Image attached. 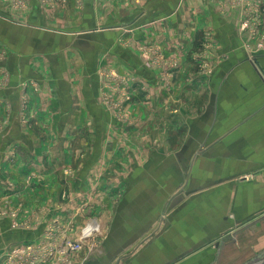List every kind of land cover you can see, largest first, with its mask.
<instances>
[{
	"label": "crops",
	"instance_id": "1",
	"mask_svg": "<svg viewBox=\"0 0 264 264\" xmlns=\"http://www.w3.org/2000/svg\"><path fill=\"white\" fill-rule=\"evenodd\" d=\"M25 1L26 6H18L16 0H0V76L8 75L0 79V120L2 115L8 119L0 129V199L1 175L29 182L35 173L44 178L39 189L48 196L41 203L28 198L24 207L35 210L42 206L47 213L40 219L19 217V221L26 219L29 227L14 228L9 218L1 220L0 257L12 256L16 248V253H28L53 226L59 228L49 236L62 240L64 228L71 224L80 227L96 218L104 229L103 245L100 250L84 251L82 264H172L184 257L193 259L189 264H207L210 250L219 262L237 258L243 220L252 225L257 221L251 219L258 217V212H253L243 218L242 211L260 210L259 187L264 190L262 173L258 176L262 181L250 184V193L255 195L248 206L236 195L241 191L237 190L241 184L238 178L244 169H264V53L249 57L235 15L213 11L210 16L221 56L209 75V91L200 95V114L193 113L186 120L185 144L201 149L200 156L190 158L191 154L182 151L174 155L154 149L145 159L135 158L129 170L100 171L91 165L102 153L97 137L96 153L87 154L86 163L80 169L75 165L68 173L65 167L83 159L75 134L71 137L69 132L81 124L76 123L75 115L90 113L98 121L100 114L110 113L98 101L94 82L97 85L99 81L97 52L114 49L115 31H97L101 27L99 13H67L66 8L51 13L50 4L42 0ZM150 1L153 6L148 15L161 18L165 14L172 33L179 35L185 30L180 27V12H165L162 0ZM89 5L86 9L92 12ZM191 23L189 18L184 23L186 29ZM158 25L152 26L154 36L161 32ZM75 29L87 34L77 35ZM11 147L18 151L15 157L11 155L12 160L6 158L5 151ZM194 158L193 168L184 170L182 162ZM59 178L71 180L57 185L53 179ZM28 182L22 188L34 194L38 188L34 180ZM165 208L168 217L162 223ZM232 208L236 212L229 217ZM49 241L51 238L43 243ZM197 250L201 252L194 253ZM258 254L255 251L237 263L244 264ZM169 256L175 260L164 262Z\"/></svg>",
	"mask_w": 264,
	"mask_h": 264
},
{
	"label": "rangeland",
	"instance_id": "2",
	"mask_svg": "<svg viewBox=\"0 0 264 264\" xmlns=\"http://www.w3.org/2000/svg\"><path fill=\"white\" fill-rule=\"evenodd\" d=\"M16 1L15 5H27L25 0ZM42 1L45 4H50L51 13H61V9L64 8L67 13H99L97 22L101 27L97 31H106L107 29H109L107 31L112 29L115 31L114 49L100 48L97 52L98 65L95 70L100 83L98 81L96 85L94 82L98 101L110 113L100 114L98 121L90 113L75 115L77 118L74 120L81 124L76 125L75 129L69 132L71 137L75 134L74 142L83 161H73L72 165L65 167L63 170L68 173L76 166L80 169L87 161V154L96 153L97 137H99V150L102 146L99 152L102 153L96 160L97 162H92L91 165L100 171L107 169L116 171L124 167L129 170L134 166L135 158L138 161L145 159L154 149H163L166 150V153L174 155L182 151L186 155L191 154L190 158H193L194 154L200 156L201 149L197 150L194 148L195 146L185 144L188 136L186 120L191 114H200L197 111L200 106L199 101L202 100L200 95L204 91H209V75L219 64L221 56L217 53L220 42L216 39L214 24L211 23L210 16L213 14L211 12L226 16L229 13L235 15L236 27L243 40L242 45L250 58H255L254 56L258 53H264V0H179L178 3L173 0H162L161 5L165 7V12H170L172 9L180 12L182 17L180 27L183 25L185 30L179 35L176 32L172 33L171 22H167L168 18L165 14L161 18L147 14L148 8L153 6H149L152 3L150 0ZM87 4H90L92 12L87 11ZM123 13L125 14L122 15ZM127 13H129L127 15L129 18L126 19ZM175 14L177 13L175 12ZM203 17L204 20L201 21L200 19ZM189 18L192 21L191 28L186 29L188 26H185L184 23ZM155 24L162 27L158 36H154L152 33L154 31L152 26ZM139 30L142 32L141 34L138 33ZM74 31L77 35L87 34V32H83L84 30L75 29ZM161 38L162 40H160ZM171 41L175 44H170ZM129 59L133 63L128 65ZM7 76L6 73H3L0 79L1 77L7 79ZM197 93L200 94L196 95ZM1 120L0 129L8 119L6 115H2ZM25 121H28V116ZM97 123L100 124L99 130L96 128ZM5 151H7L6 158L10 160H12L11 155L15 157L18 152L16 147ZM123 155L124 158H122ZM195 159H191L192 163L182 162L183 169H192ZM262 170L264 169L254 171L244 169L242 175L239 176L238 180L241 184L237 190L241 189V191L236 195L243 200L244 206H248L251 198H254L255 194L250 193V184L258 180L262 181L258 177L264 173ZM1 176L3 177V196L0 199V221L9 218L11 225L18 228L22 225L29 227L26 219L19 221V217L44 218L47 213L44 210L45 207L38 206L35 210L24 207V203L30 201L28 198L35 203H41L48 196V194L43 195L39 189H42L44 178L33 173L29 176V182L27 179L22 182L14 177ZM111 176H115V174L112 172ZM99 177L101 176L99 175ZM32 180H34L35 189H38L34 194L31 192L27 194L22 185L26 182H28L27 185H30ZM70 180L53 179L58 182L57 185ZM262 188L259 187L257 196L260 210L244 209L242 211L243 218L253 212L255 214L258 212V217L251 219L257 221L252 225H249L250 220L248 222L243 220L241 224V228H244L242 242L241 238L240 242L238 241L242 246L240 255L237 258L229 259L228 257L222 258L224 254H221L220 258L222 259L219 262L215 260L216 256H213L214 252L210 250L211 255L208 253L207 264H238L241 262L239 260H245L255 251L259 252L258 257L264 255V190ZM227 197L230 199L231 196L228 194ZM235 212L236 210L233 208L228 210V216H234ZM55 217L59 218V215L56 214ZM167 217L165 208L160 219L161 222H165ZM90 221L92 220L90 219L80 227L71 224L69 228H64L60 236L63 237L62 240L49 236L59 228L53 226L50 234L46 238L42 237L41 240L34 242L28 253L23 255L16 253V248L11 253L12 256L7 258L3 256L0 259H3V264H26L27 262L44 264L45 261L50 262L49 264H82L84 251L100 250L103 245V227L99 226V230L91 236L84 237L82 235L83 228ZM68 222L71 221L68 220ZM49 238L51 241L44 244L43 242H47ZM74 240L76 242L82 240V247L79 250H73L69 246V242ZM182 242L180 241V243ZM60 246L71 249L61 254L63 251L60 250ZM201 250L194 253L199 254ZM58 254L62 256L59 259ZM172 257H164L163 261L175 260ZM256 258L255 256L254 259ZM144 260L148 261L147 263L150 262L149 259ZM192 261L193 259L184 257L172 264H189L188 262Z\"/></svg>",
	"mask_w": 264,
	"mask_h": 264
},
{
	"label": "built area",
	"instance_id": "3",
	"mask_svg": "<svg viewBox=\"0 0 264 264\" xmlns=\"http://www.w3.org/2000/svg\"><path fill=\"white\" fill-rule=\"evenodd\" d=\"M92 221H90L89 223H87V225L83 228L82 230V235L84 237H88L91 236L92 234L96 233V231L99 230V223L96 221V219H91ZM69 246L73 249V250H79L82 247V240L79 241H70L69 242ZM67 247H62V253L64 254L65 252H67L68 250H70L71 248ZM31 248V247H30Z\"/></svg>",
	"mask_w": 264,
	"mask_h": 264
},
{
	"label": "water",
	"instance_id": "4",
	"mask_svg": "<svg viewBox=\"0 0 264 264\" xmlns=\"http://www.w3.org/2000/svg\"><path fill=\"white\" fill-rule=\"evenodd\" d=\"M244 264H264V255L259 256L256 259H252Z\"/></svg>",
	"mask_w": 264,
	"mask_h": 264
}]
</instances>
